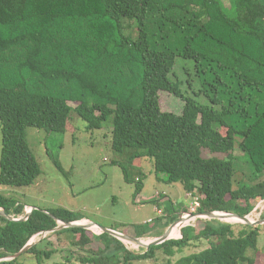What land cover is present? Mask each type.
<instances>
[{
  "label": "trees",
  "instance_id": "obj_1",
  "mask_svg": "<svg viewBox=\"0 0 264 264\" xmlns=\"http://www.w3.org/2000/svg\"><path fill=\"white\" fill-rule=\"evenodd\" d=\"M179 58L193 62L183 67L185 81ZM194 81L200 89L188 95ZM160 92L183 100V113L164 112ZM73 116L87 132L110 127L112 164L135 185V198L144 188L142 160L150 159L158 181L197 195L199 213L249 216L264 201V0H0V185L35 184L42 167L27 130L65 134ZM237 150L252 166L247 182L236 179ZM26 207L0 196V209L15 219ZM54 217L86 219L65 208L35 209L22 222L0 216V264H20L8 259L34 236L62 231L89 249L85 264H132L157 251L168 261L153 264H173L200 243L207 247L174 264H259L260 226L198 219L182 238L137 253L106 233L54 231ZM179 217L169 213L167 225ZM155 221L152 230L136 227V237L151 235L162 225ZM55 252L33 245L25 255L40 263Z\"/></svg>",
  "mask_w": 264,
  "mask_h": 264
},
{
  "label": "rangeland",
  "instance_id": "obj_2",
  "mask_svg": "<svg viewBox=\"0 0 264 264\" xmlns=\"http://www.w3.org/2000/svg\"><path fill=\"white\" fill-rule=\"evenodd\" d=\"M223 2L229 6V0H223ZM177 63L176 73L181 80L185 81L188 72L186 73L183 67L186 66L192 70L193 62L179 58ZM187 89L188 87L184 84L183 90ZM199 89V83L194 81L192 89L187 94L192 95L193 91H199ZM159 96L164 112L178 115L183 113L185 107L183 100L167 92H160ZM110 131V127L104 126L101 130L87 132L84 121L77 116H73V130L65 134L34 128L28 129V143L42 167V175L35 184L27 188L15 189L0 185V196L31 207H26L24 214L16 216V218L25 219L32 207L46 213L57 208H65L81 214L98 226L113 228L128 234L138 226L152 230L157 222L153 221L162 218L159 211L166 210L173 214L178 207L180 210L190 209L191 205L188 207V200L194 203V198L197 195L189 197L181 183L169 185L164 181H158L150 159L142 160L143 169L141 172L146 176L144 188L141 194L135 198V185L127 183L122 169L112 164L117 158L112 151ZM1 151L2 133L0 127V160ZM205 155L206 157L211 156L208 152ZM236 155L239 157L236 179L247 182L253 173L252 166L241 151L237 150ZM164 192H166L165 196ZM263 208L264 201L256 203V208L249 215L251 221L262 219ZM13 217L15 216L13 215ZM223 223L237 225L236 230H240L239 225H244L241 222L223 221ZM191 225H196V221L191 222ZM260 227L259 264H264V225H260ZM90 231L96 236L101 233V230L96 226L92 227ZM74 237V233L68 231H62L60 234L46 232L35 236L32 238L34 245H41L42 250L56 252L49 259L43 257L40 263L37 262L35 256L23 254L19 257L20 264H85L82 259L91 257L89 249L81 250L79 247L72 246ZM149 240L144 241L147 243L154 241V239ZM123 243L133 252L139 253L145 249L132 242L124 241ZM95 246L99 247L100 245L96 243ZM206 247V243L197 244L193 248L188 247L182 253L171 258V261L174 264L180 258ZM119 260L122 261V258ZM155 260L159 263H166L168 258L162 251H157L155 259L134 261L132 264H153Z\"/></svg>",
  "mask_w": 264,
  "mask_h": 264
},
{
  "label": "water",
  "instance_id": "obj_3",
  "mask_svg": "<svg viewBox=\"0 0 264 264\" xmlns=\"http://www.w3.org/2000/svg\"><path fill=\"white\" fill-rule=\"evenodd\" d=\"M35 209L36 208L32 207L31 211L28 212V214H26L25 219H15L13 216L7 215L5 213V211H0V216H5L10 221L22 222V221H26ZM191 217H194V215H192ZM198 217L201 219L218 220V221H222V222L225 221L226 218H235L237 220H240L241 223L244 225H250L253 227H258L260 225H264V219L253 222V221H251L249 216H239V215L234 214V213L204 212V213H200L198 215ZM54 219L57 220L58 224L61 223V225H59L54 231L62 230V229H66V228H82L85 230H92V227L96 226L101 230L100 234L106 233L112 237L117 238L118 240H120L122 242H124V241L132 242V243H134V244H136L142 248H145V249H149L152 246H158V245L164 244L165 242L172 240V239H179V238H171L170 233L173 230V228L179 227L181 224L184 223V218L182 217V218L178 219L177 221H175L162 236L158 237L157 239H155L154 241H152L150 243H144L140 238L132 237V236H129L128 234H125V233L123 234V233L118 232L114 229H108V228L98 226L97 224H95L93 222H90L89 224H83V223H81V221L63 222V221L56 219L55 217H54ZM180 233H181L180 238H182L183 237V228L180 229ZM33 245H34V242H33V240H31L19 253L10 257L8 260L18 259L21 255L25 254Z\"/></svg>",
  "mask_w": 264,
  "mask_h": 264
},
{
  "label": "crops",
  "instance_id": "obj_4",
  "mask_svg": "<svg viewBox=\"0 0 264 264\" xmlns=\"http://www.w3.org/2000/svg\"><path fill=\"white\" fill-rule=\"evenodd\" d=\"M159 194H161L162 195V193H160L159 192ZM164 194V196L166 195V192H164L163 193ZM188 195V194H187ZM190 197V196H189ZM189 197H188V199H189ZM190 200H188V207H189V205H191V202H189ZM190 203V204H189ZM173 207L174 208H176V206H174L173 205ZM187 212V211H186ZM159 214H160V216L162 217V218H160L161 220H162V225H160V226H158L157 228H155V230L152 232V234L151 235H149V236H146V237H144V238H140L141 240H148V241H150L149 239H156V238H158V237H160V236H162L168 229H169V227L172 225H167V223H168V217H169V213H168V211H166V210H164L163 212L162 211H159L158 212ZM185 213V211L184 210H180L179 209V207H178V209H177V211L175 210V213L174 214H176L177 216H180L179 217V219L183 216V214ZM86 220V219H85ZM87 221H89V220H87ZM89 222H91V221H89ZM113 229V228H112ZM179 230H180V228H178ZM115 230V229H114ZM116 231H118V232H122V233H124V231H119V230H116ZM128 234H130V235H132V237L134 236V237H136V233H135V230H131L130 232H128ZM161 234V235H160ZM160 235V236H159ZM144 242H146V241H144ZM125 245V244H124ZM126 246V245H125ZM127 247V246H126ZM128 248V247H127Z\"/></svg>",
  "mask_w": 264,
  "mask_h": 264
},
{
  "label": "built area",
  "instance_id": "obj_5",
  "mask_svg": "<svg viewBox=\"0 0 264 264\" xmlns=\"http://www.w3.org/2000/svg\"><path fill=\"white\" fill-rule=\"evenodd\" d=\"M191 197H193V196L191 195ZM194 200L195 201H194V203H191V207L188 210V212L184 213L183 216H182L184 218V223L181 224V226H180L181 228L182 227H186V226H190L191 225V222H195L198 219H201V218L198 217V215L200 214L198 212V209L200 207V200H199L198 197H195ZM192 215H194V217H191ZM42 234H44V233H39L36 236H40Z\"/></svg>",
  "mask_w": 264,
  "mask_h": 264
},
{
  "label": "bare ground",
  "instance_id": "obj_6",
  "mask_svg": "<svg viewBox=\"0 0 264 264\" xmlns=\"http://www.w3.org/2000/svg\"><path fill=\"white\" fill-rule=\"evenodd\" d=\"M264 209V208H263ZM258 216V215H257ZM260 216V215H259ZM226 222H230V223H237V222H241L240 220H237L235 218H226L225 219ZM83 224H89V222H87V220H84L82 222ZM177 233V234H176ZM176 234V235H175ZM175 235V236H174ZM181 236V233L179 231V229L177 227L173 228V230L170 233V237L171 238H179ZM144 242V241H143ZM147 243V242H144ZM134 245V244H133Z\"/></svg>",
  "mask_w": 264,
  "mask_h": 264
},
{
  "label": "clouds",
  "instance_id": "obj_7",
  "mask_svg": "<svg viewBox=\"0 0 264 264\" xmlns=\"http://www.w3.org/2000/svg\"><path fill=\"white\" fill-rule=\"evenodd\" d=\"M181 218H182V217H181ZM180 226H181V225H180ZM180 226H179V227H177V228H180V229L184 228V227H182V228H181Z\"/></svg>",
  "mask_w": 264,
  "mask_h": 264
}]
</instances>
